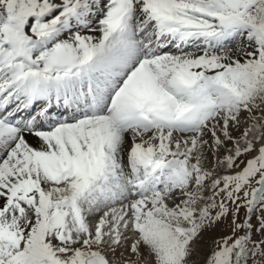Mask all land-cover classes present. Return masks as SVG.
I'll use <instances>...</instances> for the list:
<instances>
[{
    "label": "snow or ice",
    "instance_id": "obj_1",
    "mask_svg": "<svg viewBox=\"0 0 264 264\" xmlns=\"http://www.w3.org/2000/svg\"><path fill=\"white\" fill-rule=\"evenodd\" d=\"M0 264H264V0H0Z\"/></svg>",
    "mask_w": 264,
    "mask_h": 264
}]
</instances>
